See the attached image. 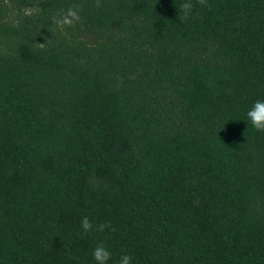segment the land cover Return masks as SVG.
Wrapping results in <instances>:
<instances>
[{"label":"trees","instance_id":"16d2710c","mask_svg":"<svg viewBox=\"0 0 264 264\" xmlns=\"http://www.w3.org/2000/svg\"><path fill=\"white\" fill-rule=\"evenodd\" d=\"M0 264H264V0H0Z\"/></svg>","mask_w":264,"mask_h":264}]
</instances>
